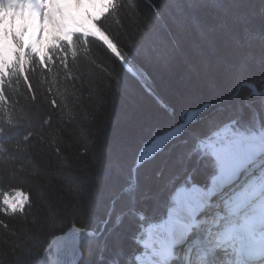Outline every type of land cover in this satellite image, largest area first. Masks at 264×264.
<instances>
[{"label":"trees","instance_id":"16d2710c","mask_svg":"<svg viewBox=\"0 0 264 264\" xmlns=\"http://www.w3.org/2000/svg\"><path fill=\"white\" fill-rule=\"evenodd\" d=\"M3 15L0 264H40L74 227L78 264H138L178 191L219 175L214 150L264 135V96L232 97L244 82L264 91V0H112L69 41L48 39L43 60L23 17ZM221 100L134 171L155 138ZM15 191L29 203L13 212Z\"/></svg>","mask_w":264,"mask_h":264},{"label":"rangeland","instance_id":"374dc122","mask_svg":"<svg viewBox=\"0 0 264 264\" xmlns=\"http://www.w3.org/2000/svg\"><path fill=\"white\" fill-rule=\"evenodd\" d=\"M97 2L99 4L98 11H95L92 9L90 10V8L86 7L85 4H82L81 7H78L77 2H73L74 6L72 8V11H70V14H69V16L71 18V15H72L73 10H74L73 17H72L71 22L68 21L69 26H71L72 32L76 28L75 27V20H76L77 16L90 14V16H92L94 18L101 17L102 13H104V11L106 9V5L108 4L109 0H97ZM53 13H52V16L48 15L45 18V25H46V28L48 30V33H46V35H45V39L51 35H61L62 37H65V35H66V33H64V31H62L60 29V27L56 21L57 20L56 19L57 11L54 10ZM28 25H29V28L31 30L30 23H28ZM67 38H69V36ZM28 41H29V44L32 46V44H33L32 43V36L30 33L28 35ZM33 50H34V48H33ZM39 56L42 57L41 54ZM254 149L256 151L264 150V135L254 137L252 139V142L248 143V144L241 143V144H237L235 146H227L225 148H216L214 150V155L220 164V174L217 176V178L215 180L227 182L230 179H232V177L234 176V172L238 173L242 169V167L246 164V162L253 158V157H250V154L252 153V151H254ZM126 157H128V156H126ZM129 161H130V159L127 158L123 162L128 165ZM119 165H120V167H118V168L123 171L124 168H123V166L121 167V163H119ZM133 174H134V172H133ZM212 185H213V182H212ZM260 186L262 188H264V178H261ZM219 189H220V187H219ZM191 190H193V188H191ZM178 194H179V192H178ZM254 200H255V198H254ZM28 203H29V198L22 191H15V192L6 194L3 197V205L8 210H11L13 212L23 210L24 207ZM112 207H113V204H112ZM176 224L177 223H175L174 227H176ZM105 225H106V223L104 224V227L102 228L100 234H102L105 231ZM169 225H170V223H169ZM169 225H168V221L164 225H162L165 227V229L162 227L163 230L169 231ZM180 225H181V229H183L185 224H178V226H180ZM187 226H188V224H187ZM72 229L73 228H71L69 230V232ZM66 233H64V234H66ZM88 234H90V232ZM80 235L81 234H79V232L75 233L72 237H70L69 239L62 242V244L59 246L58 250H55L54 246H51V247L49 246V248L43 254L45 256L42 258L41 263L42 264H78L80 257H81ZM150 239H151V236L149 234V231H147V237H146V240L144 241L143 245L148 250V252L146 254L138 256V259L140 257L146 258L148 263H149V258H147V257L154 254V251L151 247L152 239L151 240ZM53 243H54V241H53Z\"/></svg>","mask_w":264,"mask_h":264},{"label":"bare ground","instance_id":"6f19581e","mask_svg":"<svg viewBox=\"0 0 264 264\" xmlns=\"http://www.w3.org/2000/svg\"><path fill=\"white\" fill-rule=\"evenodd\" d=\"M28 7H29V18L31 23V36H32V45L35 49V51L38 54L43 53V48L45 45L44 38L46 33H48V30L45 25V18L46 16L50 15L52 16V13L56 9V3H54L53 0H27ZM73 2H77L78 7H81L82 4H85L86 7H89L90 10L98 11V2L97 0H66L63 1V4H60V10H64L66 12L65 15H63V18H67L70 14V11H72V8L74 6ZM101 3V2H100ZM49 4L52 5L51 9L49 8ZM43 5L45 6V10L43 13H41V9L43 8ZM77 7V8H78ZM62 23V22H60ZM59 25V24H58ZM57 25V26H58ZM260 151V150H259ZM256 153V150L252 151L250 154V157H254ZM263 165V164H262ZM244 177V176H243ZM255 182V181H254ZM224 181H218L214 180L212 187L210 188V191L202 190L201 188L194 187L193 190L191 189H183L179 192V194L176 197V206L170 210V214L168 217V225H169V231H164V226L162 225H153L148 228L149 234L152 239V249L155 250V253L148 256L149 263L146 258H139L138 261L140 264H158V260L161 258L162 252L166 249V245L171 241V238L178 235L179 231L181 229V225L178 226V224H185L184 227L187 226L188 223L191 221L192 215L195 213L196 210L199 208H205L207 206H210L208 204V198L213 193L214 198H216L215 202L213 204L217 205V203L223 204V202H226L230 199H225V201H221L219 199V195H217L218 192H224L220 191L223 190V184ZM220 187V189H219ZM260 189L257 190V192H254L256 194L255 200H258V198H261V200H264V190L263 193H260ZM230 191H227V193ZM232 193V192H231ZM240 197V195L238 196ZM218 198V199H217ZM255 200H253L255 202ZM260 200V201H261ZM221 201V202H220ZM258 203V202H257ZM264 211V204L262 206V210ZM216 219L213 214L209 215L208 211L205 210L202 212V214L199 217V220L203 222L205 219ZM176 224V227L174 225ZM161 226V227H160ZM163 227V228H162ZM212 232H215L212 234V236H217L220 231L218 230H212ZM234 230L231 231L232 234H234ZM171 236V237H170ZM194 236L187 237V243L191 240ZM150 239V240H151ZM55 250H58V243L55 242L54 246ZM142 259V260H141ZM171 264V263H169ZM177 264H182L181 260H178Z\"/></svg>","mask_w":264,"mask_h":264},{"label":"water","instance_id":"95a60500","mask_svg":"<svg viewBox=\"0 0 264 264\" xmlns=\"http://www.w3.org/2000/svg\"><path fill=\"white\" fill-rule=\"evenodd\" d=\"M242 88H249L255 94L264 96V91H259L255 88H253V86L250 83L244 82L243 84L240 85V87L237 89V92L232 97H236L239 94V92L242 90ZM222 102L223 101L221 100V101H218L216 103H208V104L201 106L199 109L194 111L188 117V119L185 122H182V123L176 125L174 128L167 131L165 134L155 138L154 141L151 144H149L144 149V151L141 153L139 160H138V163L136 164V166L134 168V171L138 170L140 167H142L144 165V163L147 161L148 157L152 154V152H154L158 149H161V147H163V146H166L169 141H172L174 138H176V136L185 132L192 124H194L208 110H210L211 108L217 106L218 104H220ZM77 232H79V234L84 233L83 230L73 228L69 233L62 235L61 237H58L55 240V242L58 243V247L62 244V242L69 239L70 237H72Z\"/></svg>","mask_w":264,"mask_h":264},{"label":"snow or ice","instance_id":"6c2138e0","mask_svg":"<svg viewBox=\"0 0 264 264\" xmlns=\"http://www.w3.org/2000/svg\"><path fill=\"white\" fill-rule=\"evenodd\" d=\"M51 7H52V5L51 4H49V8L51 9Z\"/></svg>","mask_w":264,"mask_h":264}]
</instances>
